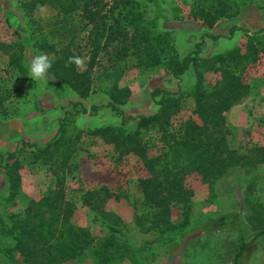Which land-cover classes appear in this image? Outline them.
Here are the masks:
<instances>
[{
	"label": "rangeland",
	"instance_id": "obj_1",
	"mask_svg": "<svg viewBox=\"0 0 264 264\" xmlns=\"http://www.w3.org/2000/svg\"><path fill=\"white\" fill-rule=\"evenodd\" d=\"M21 1L0 0V155L17 152L15 162L11 163L17 165L18 177L17 185L11 187L0 159V215L42 213V199L57 196L55 191L61 186L64 201L73 208L69 220L59 219L55 226L63 229L68 223L87 232L77 243L67 240L72 245L80 244L82 250L61 264H264V232L254 230L255 226L264 225V162L229 168L213 187L203 184L196 174L188 175L184 185L190 193L191 217L182 230L161 234L151 228L154 209L145 202L144 189L151 175L143 158L158 157V171L187 162L189 155L179 145L178 136L184 126L200 122L194 113L196 71L201 73L205 87L212 89L219 79L215 68L220 65L200 61L197 68L189 67L176 79L164 64L146 65L134 57L114 62L100 50L92 61L91 91L81 98L66 85L58 84L50 74L45 81L32 78L31 59L41 53L49 55L45 39L53 45L58 41L65 45L71 37L49 39L48 31L53 29L56 12L45 7V14L38 12L29 17L21 9ZM201 1L152 0L141 9V16L153 35L164 38L177 59L191 54L198 43L201 59L236 49L243 56L249 39L257 47H264V0H226L229 11L225 10V17L211 27L191 15ZM217 1L204 0V3ZM232 27L235 29L230 33ZM88 30L77 29L72 46L75 54L86 58V68L91 63ZM209 35L219 37L214 40ZM19 42L25 51L17 64L13 55L19 56L16 49ZM228 66L250 88L240 103L223 112L230 131L228 140L239 154L262 158L264 53L255 62L243 58ZM112 73L118 75V85L130 91L120 105L125 116L155 112L159 96L152 99L151 93L156 89L181 97L180 111L171 119L173 138L165 143L155 130L146 133L143 158L135 153L119 157L113 146L90 135L96 127L120 126L119 116L108 109L94 116L78 112L81 106L89 109L91 105L109 102ZM135 126L136 121H130L124 128L130 131ZM54 137L59 142L51 146L47 156L23 145L33 143L42 147ZM104 197L108 200L99 206L101 211L91 212L90 207ZM101 212L104 217L99 216ZM96 213L98 218L93 220L92 214L97 216ZM181 219L180 209L172 206L169 221L175 224ZM105 225L121 232L114 237L117 245L125 244L124 257H120L119 251L100 258L93 254L101 240L110 236ZM0 244L5 246L6 242L1 240ZM16 262L14 258L11 263Z\"/></svg>",
	"mask_w": 264,
	"mask_h": 264
},
{
	"label": "trees",
	"instance_id": "obj_2",
	"mask_svg": "<svg viewBox=\"0 0 264 264\" xmlns=\"http://www.w3.org/2000/svg\"><path fill=\"white\" fill-rule=\"evenodd\" d=\"M150 2L152 0H23L20 7L29 17L38 13V5L49 7L56 12L52 19L53 29L48 31L49 39L63 38L65 40L71 37V40L65 45L59 41L57 45H53L47 38L45 39V47L49 50V56L55 57L49 74L58 84L66 85L81 98L87 97L91 91L92 61L96 59L100 50H103L114 62L125 57H134L138 62L146 65L164 64L176 79H179L189 67L197 68L200 61L220 65L219 68H215L219 79L212 89L205 87L201 73L196 71L197 80L193 92L194 113L200 118V122H192L180 130L179 145L183 146L189 155L187 162L183 165L174 163L171 167H164L158 171L156 169L158 157H144L146 133L155 130L165 143L173 138L170 130L171 119L180 111L181 97H175L171 92L156 89L151 93L152 99L159 96V100L155 102L157 105L155 112L149 115L125 116L120 105L124 104L130 91L127 87L119 86L118 75L112 73L114 80L108 92L109 102L105 105H91L89 109L81 106L78 111L94 116L100 110L108 109L121 118L120 126L96 127L89 134L113 146L119 157L132 153L144 157L143 164L151 175L144 189L145 202L154 209L151 228L165 234L182 230L190 223V193L184 185V180L188 175L196 174L203 184L213 187L216 179L229 168L256 166L264 162V157L261 158V155L253 159L252 156L239 154L231 147L228 140L230 131L225 126L223 117V112L240 103L249 94L250 89L249 85L236 75L228 64L238 62L243 58L248 62H255L259 54L264 53V47H257L253 39H249L243 56L240 50L236 49L227 54L215 55L211 59H201L199 58L200 43H198L191 54L177 59L168 50L169 46L164 38L160 35H153L142 19L141 9ZM217 2L206 4L202 0L201 5L193 10L191 15L211 27L218 19L225 17L226 11L230 9L228 1L218 0ZM77 29H89L87 34L91 45V63H88L84 71L79 70L74 64H68L69 57L80 55V53L75 54V48L72 47ZM234 29L235 27H232L229 32L232 33ZM209 37L216 40L219 36L209 35ZM102 45L103 49H101ZM107 48L110 49L107 51ZM16 49L19 56L13 55V60L19 64V60L22 56L24 57L23 43L19 42ZM77 104L75 103L74 106H78ZM130 121H136V126L133 130L126 131L124 127ZM58 131L62 133L60 128ZM58 142V139L54 137L42 147L24 142L23 145L34 147L38 155L47 156L51 146L57 145ZM261 152L264 153V150ZM16 158L17 152L15 151L7 152L5 157L0 155L11 187L18 183V177L15 176L17 165L11 163L15 162ZM62 191V187L58 186L55 191L57 196L42 199L41 205L44 206L42 213L35 211L20 215L11 214L9 217L0 215V241L6 242L5 246L0 244V264H61L81 253L79 243L82 240L79 241V245L71 243H77L81 235L87 236V232L68 223L63 229L55 226L59 219L64 222L69 220L73 208L70 203L64 201ZM11 192L14 194L13 190ZM107 200L106 197L100 198L93 208L90 207L91 212L101 211L99 206ZM172 206L179 208L182 216L181 221L175 224L169 221ZM99 216L104 217L102 212ZM92 218L97 219L98 214L97 216L92 214ZM102 222L105 221L102 220ZM105 226L110 236L101 240L93 254L100 258L110 256L113 251H119L120 257H124L123 246L125 244L117 245L114 237L121 232L114 226ZM254 230L263 233L264 225H257ZM67 240H71V243H67ZM238 256L240 252L236 257ZM14 258L17 262L11 263Z\"/></svg>",
	"mask_w": 264,
	"mask_h": 264
},
{
	"label": "clouds",
	"instance_id": "obj_3",
	"mask_svg": "<svg viewBox=\"0 0 264 264\" xmlns=\"http://www.w3.org/2000/svg\"><path fill=\"white\" fill-rule=\"evenodd\" d=\"M40 14H45V6H37ZM55 57L41 53L35 55L30 61V73L34 80L45 81L49 76V69L52 67ZM68 64H74L79 70H86V58L80 56L69 57Z\"/></svg>",
	"mask_w": 264,
	"mask_h": 264
}]
</instances>
